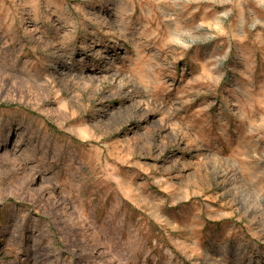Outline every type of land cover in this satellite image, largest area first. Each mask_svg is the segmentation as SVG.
I'll use <instances>...</instances> for the list:
<instances>
[{"label":"rangeland","instance_id":"374dc122","mask_svg":"<svg viewBox=\"0 0 264 264\" xmlns=\"http://www.w3.org/2000/svg\"><path fill=\"white\" fill-rule=\"evenodd\" d=\"M0 264H264V0H0Z\"/></svg>","mask_w":264,"mask_h":264}]
</instances>
